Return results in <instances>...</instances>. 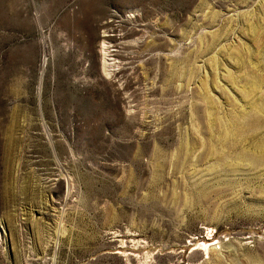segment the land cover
Here are the masks:
<instances>
[{"label": "rangeland", "instance_id": "rangeland-1", "mask_svg": "<svg viewBox=\"0 0 264 264\" xmlns=\"http://www.w3.org/2000/svg\"><path fill=\"white\" fill-rule=\"evenodd\" d=\"M0 264H264V0H0Z\"/></svg>", "mask_w": 264, "mask_h": 264}]
</instances>
